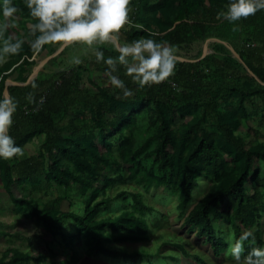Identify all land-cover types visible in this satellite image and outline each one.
I'll use <instances>...</instances> for the list:
<instances>
[{"label":"trees","instance_id":"16d2710c","mask_svg":"<svg viewBox=\"0 0 264 264\" xmlns=\"http://www.w3.org/2000/svg\"><path fill=\"white\" fill-rule=\"evenodd\" d=\"M13 2L17 13L35 22L25 0ZM231 2L130 0L129 22L118 39L131 42L158 33L153 36L157 41L187 47L215 38L232 46L262 83L222 44L214 42V53L195 62L177 61L169 78L150 87L139 88L127 76L126 67L118 65L116 74L133 89L128 97L111 84L105 72L109 66L98 61L94 52L71 69L6 87V78L15 72L14 81L28 80L33 65L30 59L35 53L30 44L35 39L31 29L18 39L7 36L12 42L23 41L20 51L8 54L9 60L0 64V98L6 87L18 101L10 134L20 146L42 137L37 157L19 160L17 154L0 158V181L10 201L19 208L26 207L29 217L53 236L61 234L67 220L73 221L76 234L86 233L92 240L88 254L134 263L136 257L148 256L117 250L109 243L118 236L130 240L144 236L148 225L143 214L153 208L140 199L138 192L120 190L110 196L105 190L140 175L149 186L166 185L177 190L176 210L183 216V225L204 238L215 256L227 244L214 223L230 226L234 242L252 231L253 235L243 241L244 255L263 247L259 220L264 213V179L254 166L256 161L264 165V143L244 135L240 127L250 118L246 102L258 98L264 106V9L230 22L222 13ZM94 48L102 49L105 59L118 55L117 50L100 44ZM82 73L95 90L85 86ZM145 115L147 123L136 141L134 132L140 129V118ZM175 115L184 120L182 125L175 123ZM126 165L130 168L128 177L123 174ZM108 170L116 174L109 175ZM201 176L212 177V183L190 207ZM32 180L43 187L54 184L63 189L64 195L39 204L30 195L13 193L16 182ZM247 182L254 188L251 195L247 194ZM259 184H263L262 194L257 190ZM74 185L86 197L82 212H61L60 203L68 199L65 192ZM126 194L132 204L124 205L112 218H98L110 203L119 205L117 200ZM41 258L13 249L0 257V264H31L30 260Z\"/></svg>","mask_w":264,"mask_h":264},{"label":"rangeland","instance_id":"374dc122","mask_svg":"<svg viewBox=\"0 0 264 264\" xmlns=\"http://www.w3.org/2000/svg\"><path fill=\"white\" fill-rule=\"evenodd\" d=\"M2 19L3 17H0V20ZM30 24H32V21L19 13H15L13 17L8 18V28L4 33H0V46H2L7 36L18 39L22 33L23 35L24 33L28 34ZM116 41L119 44L124 43L119 39ZM214 42L218 43L212 40L208 42L207 53H214L212 50V43ZM204 43H193L187 47H174V49L178 57L197 59L202 53ZM95 45L88 46L82 43H74L70 46L63 47L53 57L56 60L51 61V58L40 67L37 73L34 74V79H44L47 75H51L54 72L75 67L76 63L74 62V58L79 56L81 61L85 57L89 58L94 52L93 48ZM100 45L115 50L117 49L114 41L105 42ZM224 47L227 49L226 46ZM60 48L56 45H48L45 49L35 52L30 59L33 65L31 66L28 78L36 66ZM230 55L234 58L231 52ZM9 57L7 56V59L0 64L2 65L9 60ZM15 78H17V72L6 78L5 83L8 80L14 81ZM82 81L88 89H93L86 79V73H82ZM16 82L20 81L17 80ZM246 108L250 112V118L242 121L240 131L244 135L255 136L257 140L264 143L263 104L258 98H255L252 102H246ZM147 119L148 115H145L142 119L140 118V121H142L141 127L140 129H136L133 135L136 141L142 136ZM174 119L177 125H182L184 122L177 115L174 116ZM41 143L42 137L38 136L22 145L23 152L18 154V159L23 160L30 157H37L40 153ZM144 164L147 166V170L150 169L152 171L148 163L144 162ZM254 168L259 169V176L263 180L264 165L262 162L256 161ZM107 173L109 175L116 174L114 170H108ZM123 174L125 177L130 175L129 166H124ZM211 183L212 177L201 176L199 178V185L193 192L190 207L205 194ZM246 189L248 195L253 194L254 188L250 182H247ZM120 190L138 192L140 199L153 209L143 214L148 225L147 232L144 236L133 240L128 239L126 236H118L119 239H116L115 242L112 240V243H109V245L117 250L139 252L143 256L148 257L138 256L136 257V261L131 263L129 261L113 260L103 256H94L93 254L90 255L88 254V246L92 242L90 236L86 233L76 234V226L71 220H67L63 224L60 235L53 236L44 227L29 217L26 207L19 208L10 201L9 196L3 189L1 181L0 257L9 250L19 249L28 253L33 258L42 255L40 260H30L31 264H235V261L229 253V248L234 243L232 228L224 224L214 223V228L217 230L218 235L223 237L227 244L226 249L219 256H215L210 245L204 238L198 237L195 230L183 225V216L176 210V204L178 202V192L176 189L166 185L159 187L149 186L145 181V177L137 175L132 181L115 183L105 190V194L113 196ZM257 190L262 194L263 184H259ZM12 191L17 196L30 195L39 204L45 203L56 196L64 195L62 188L54 184L49 187H43L42 184L34 180L27 181L23 184L16 182L12 187ZM65 193H67L68 199L62 200L59 205V210L61 212L71 211L76 214L81 213L86 197H83L77 192V185H74V187ZM117 201L119 205H116L114 202L110 203L100 213L98 218H112L124 205L132 204L128 194L119 198ZM259 222L262 239L264 241V213L261 214ZM195 256L199 257L201 261L196 260L194 258Z\"/></svg>","mask_w":264,"mask_h":264},{"label":"clouds","instance_id":"9594fccd","mask_svg":"<svg viewBox=\"0 0 264 264\" xmlns=\"http://www.w3.org/2000/svg\"><path fill=\"white\" fill-rule=\"evenodd\" d=\"M30 15L35 22L30 29L35 39L30 41L31 48L39 52L46 44L67 47L74 43L88 46L118 40L122 28L129 22L130 0H25ZM264 9V0H232L223 17L235 22ZM0 33L8 28V18L18 12L13 0H0ZM36 33H39L36 35ZM158 33H153V36ZM141 37L117 46L118 55L108 56L102 49L93 48L98 61H103L110 82L123 91V96L133 95V89L116 74L118 65L126 67V74L137 83L139 88L152 86L165 81L174 72L178 56L170 43L153 38ZM23 41L12 42L5 39L0 46V63L8 54L18 53ZM76 64L82 61L74 58ZM32 94L29 93V98ZM18 101L10 93L0 98V158H12L21 154L23 149L16 144L10 134L13 116L17 111ZM251 230L244 233L229 248L235 264H264V247H256L244 255L243 241L252 236Z\"/></svg>","mask_w":264,"mask_h":264},{"label":"water","instance_id":"95a60500","mask_svg":"<svg viewBox=\"0 0 264 264\" xmlns=\"http://www.w3.org/2000/svg\"><path fill=\"white\" fill-rule=\"evenodd\" d=\"M212 40V41H216L218 43H221L223 44L224 46L227 47V49L231 52L232 56L241 64L243 65V67L246 69V71L259 83H262L260 82V80L253 74V72H251L246 66L245 64L243 63V61L241 60L239 54L233 49L232 46H230L228 43L224 42V41H221V40H218V39H215V38H212V39H207L203 45V49H202V53L200 55L199 58L197 59H186V58H182V57H178L177 61H180V62H195V61H199L200 59H202L206 54H207V44L208 42ZM115 45L118 46L119 43L117 41H114ZM63 47H61L60 49H58L56 52H54L51 56H49L47 59H45V61H43L42 63H40L38 66H36L34 68V70L32 71L30 77L28 78V80L26 82H16V81H12V80H8L6 83H5V86L7 87L8 85H25V84H28L29 82H31L32 80H34V74L37 73V71L40 69V67L45 63L47 62L48 60H50L51 58H53L55 55H57L59 53V51L62 49ZM5 87V89L3 90V94L5 93H8V90L7 88Z\"/></svg>","mask_w":264,"mask_h":264},{"label":"built area","instance_id":"2783aa9c","mask_svg":"<svg viewBox=\"0 0 264 264\" xmlns=\"http://www.w3.org/2000/svg\"><path fill=\"white\" fill-rule=\"evenodd\" d=\"M41 101H42V100H41ZM41 101H40V102H41Z\"/></svg>","mask_w":264,"mask_h":264},{"label":"bare ground","instance_id":"6f19581e","mask_svg":"<svg viewBox=\"0 0 264 264\" xmlns=\"http://www.w3.org/2000/svg\"><path fill=\"white\" fill-rule=\"evenodd\" d=\"M57 50V49H56Z\"/></svg>","mask_w":264,"mask_h":264}]
</instances>
